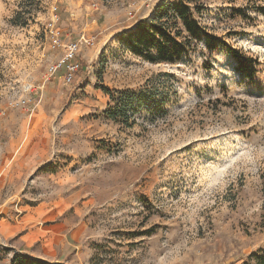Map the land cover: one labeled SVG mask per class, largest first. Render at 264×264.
Wrapping results in <instances>:
<instances>
[{"label":"rangeland","instance_id":"rangeland-1","mask_svg":"<svg viewBox=\"0 0 264 264\" xmlns=\"http://www.w3.org/2000/svg\"><path fill=\"white\" fill-rule=\"evenodd\" d=\"M97 1L0 0V264H246L264 250V0H204L220 43L175 63L127 41L176 0ZM54 13L96 41L71 81L49 75ZM35 225L48 241L23 242Z\"/></svg>","mask_w":264,"mask_h":264},{"label":"trees","instance_id":"trees-1","mask_svg":"<svg viewBox=\"0 0 264 264\" xmlns=\"http://www.w3.org/2000/svg\"><path fill=\"white\" fill-rule=\"evenodd\" d=\"M255 8L264 12V6ZM203 9L204 0H176L167 5L150 23L140 21L136 31L128 34L127 43L130 50L153 63H175L201 43L208 51H214L220 43V38L201 23L199 16ZM231 10L232 14L247 16L246 10L241 7H231ZM231 52L242 74L249 76L255 72L256 61L253 58L242 55L237 49L231 48ZM61 67L66 70V65L62 64ZM82 67L83 63L81 69ZM102 88L109 92L106 87ZM106 112L116 118L112 107ZM251 259V262L246 261V264H264V250H254ZM18 264H46V261L30 257L24 258Z\"/></svg>","mask_w":264,"mask_h":264},{"label":"built area","instance_id":"built-area-1","mask_svg":"<svg viewBox=\"0 0 264 264\" xmlns=\"http://www.w3.org/2000/svg\"><path fill=\"white\" fill-rule=\"evenodd\" d=\"M91 5L97 7L98 1L91 0ZM60 19V15L54 13L46 25V29L50 34L51 47L63 48L65 52L63 58L58 63L50 66L49 75H53L57 69L60 68L62 64H64L66 65L65 79L67 81H71L81 68V62L77 58V55L81 50L82 44L94 46L96 41L93 36H87L86 34H82L77 40L65 41L62 39L63 30L58 25Z\"/></svg>","mask_w":264,"mask_h":264},{"label":"crops","instance_id":"crops-1","mask_svg":"<svg viewBox=\"0 0 264 264\" xmlns=\"http://www.w3.org/2000/svg\"><path fill=\"white\" fill-rule=\"evenodd\" d=\"M66 10L70 13V8L68 7V5L66 6ZM72 13L74 14V11H72ZM62 35H63V39L65 41H69L68 40L69 39V34H67V33L65 34L64 29H63ZM33 216L36 217L35 214ZM7 228H9V226ZM44 228H46V227H44ZM49 231H51V230L43 229V227L40 226V225L31 226L29 229L26 230L25 234L21 236L22 237L21 240L23 242H27V243H35L38 239H40L42 236L45 235V237H46V239L48 241V239L50 237V236H48ZM68 244H69L68 238L66 237L65 240L63 238L62 239V247H63V249L67 248ZM35 256H37V255H35Z\"/></svg>","mask_w":264,"mask_h":264}]
</instances>
